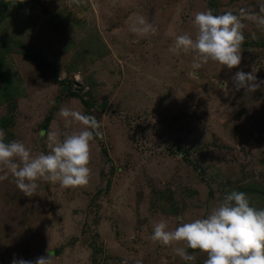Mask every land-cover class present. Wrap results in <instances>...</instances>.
<instances>
[{
    "label": "rangeland",
    "instance_id": "rangeland-1",
    "mask_svg": "<svg viewBox=\"0 0 264 264\" xmlns=\"http://www.w3.org/2000/svg\"><path fill=\"white\" fill-rule=\"evenodd\" d=\"M29 3L21 20H33V27L17 39L45 56L66 83L54 79L43 59H27L21 44L9 42L6 35L20 26L0 20L8 38L0 49H8V70L25 90L11 106L0 102V117L12 116L5 142L18 140L33 155L47 154L49 130L62 138L83 128L77 122L65 129L62 107L94 116L101 135L90 142L86 185L39 182L27 197L0 169V176L8 175L0 180V264L34 261L48 250L52 264H204L206 253L186 249L195 256L186 261L174 252L182 243L163 246L151 236L160 221L174 230L205 218L233 190L264 208V86L246 94L232 81L241 70L264 81V46L254 44L264 40V26L255 19L264 16V0ZM208 10L231 12L244 25L239 67L210 62L194 69L191 54L169 50L178 35L195 38L194 16ZM141 19L155 34L132 31ZM80 49L89 52L78 56ZM82 97L92 103L89 113Z\"/></svg>",
    "mask_w": 264,
    "mask_h": 264
},
{
    "label": "clouds",
    "instance_id": "clouds-1",
    "mask_svg": "<svg viewBox=\"0 0 264 264\" xmlns=\"http://www.w3.org/2000/svg\"><path fill=\"white\" fill-rule=\"evenodd\" d=\"M23 2V0H22ZM264 11V8L261 9ZM258 25L264 26V16L256 17ZM193 23L197 27L195 38L189 34L175 37L170 51L191 54L192 67L200 69L215 63L229 70L240 66L241 46L245 40L244 25L231 12L215 15L211 10L197 12ZM133 27L136 34H155L156 29L145 20ZM195 77V72L188 73ZM235 91L255 92L264 86L253 72L237 71L232 77ZM227 85V84H226ZM227 94V87L224 89ZM58 115L63 118L64 128L80 123L79 131H65L63 137L55 131L47 132V154L33 155L26 145L18 140L5 142L6 132L0 129V169H6L14 178L16 186L24 196L32 197L39 188V182L57 184L63 188L86 185L90 175V142L100 136V125L94 116L62 107ZM8 175L0 176V180ZM153 241L163 246L182 243L174 247V252L186 261L195 260L186 249L207 254L204 264H264V208L257 209L243 191L233 190L226 194L218 207L212 208L205 218L182 222L174 230H168L165 222L154 225ZM12 264H52L47 256L34 261L14 258Z\"/></svg>",
    "mask_w": 264,
    "mask_h": 264
},
{
    "label": "trees",
    "instance_id": "trees-1",
    "mask_svg": "<svg viewBox=\"0 0 264 264\" xmlns=\"http://www.w3.org/2000/svg\"><path fill=\"white\" fill-rule=\"evenodd\" d=\"M34 0H31V4L33 3ZM33 7V5H30V3L28 4V0H0V20H9L10 26L9 27H14V26H20L21 29H19L20 27H16V33L14 35V30H12V33H8L9 35H6L7 37H9V42H13L15 43V45H19L21 44L24 49H22L24 56L27 59L30 60H37V59H43L44 63H46V66H48L50 68V70L53 71L54 73V79L57 82H62L64 83L65 81H63L62 79L59 80V75L60 72L58 70L57 67L51 65L48 63V61L46 60L45 56L41 55L40 52H38L37 50H33V49H26V45L22 44L20 41H18V34L23 35V29L27 28L25 30H31L33 25L32 22L33 20L31 19H22L21 17H26V14L29 13V10ZM18 14V17H13L14 14ZM10 15H12L13 18H10ZM21 23H24V25H22ZM15 24V25H14ZM21 32V33H20ZM27 34H29V32H27ZM25 35V34H24ZM5 36H2L0 33V44H4V47L6 46V44L8 43V38ZM247 40V39H246ZM245 40V41H246ZM246 42H244L243 46L245 47ZM255 45L258 46H264V40H256L254 41ZM7 49V48H5ZM0 49V102H9V106H11L12 100L14 96H23L25 95V90L22 87V79L21 77L15 73L11 75V72L8 70L7 67V60H6V53L8 52V49ZM89 52V49H80L77 50V55L78 56H83L84 54H87ZM38 61V60H37ZM66 83V82H65ZM69 84H65V87H68ZM75 94V92L73 93ZM83 103L86 105L87 108V112H90V108L92 106L91 101H89L88 99H86L85 97L81 98ZM12 122V116L11 115H6L3 117H0V129L3 130H7L8 126L10 125V123ZM49 123V119H47L46 123L43 125V130H45L48 126ZM189 251H192V249H189Z\"/></svg>",
    "mask_w": 264,
    "mask_h": 264
}]
</instances>
